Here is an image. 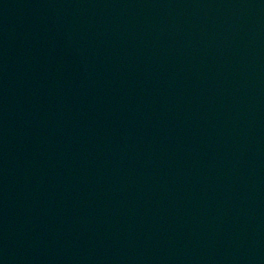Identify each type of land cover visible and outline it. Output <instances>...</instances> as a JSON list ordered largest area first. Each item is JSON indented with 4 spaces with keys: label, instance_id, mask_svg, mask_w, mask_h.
I'll use <instances>...</instances> for the list:
<instances>
[{
    "label": "water",
    "instance_id": "1",
    "mask_svg": "<svg viewBox=\"0 0 264 264\" xmlns=\"http://www.w3.org/2000/svg\"><path fill=\"white\" fill-rule=\"evenodd\" d=\"M0 264H264V0H0Z\"/></svg>",
    "mask_w": 264,
    "mask_h": 264
}]
</instances>
